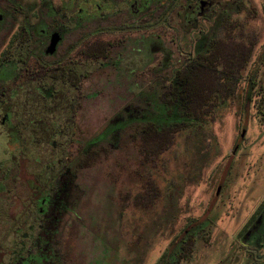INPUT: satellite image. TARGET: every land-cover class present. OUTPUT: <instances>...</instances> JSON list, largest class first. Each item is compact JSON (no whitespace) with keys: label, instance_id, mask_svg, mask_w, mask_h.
Instances as JSON below:
<instances>
[{"label":"rangeland","instance_id":"rangeland-1","mask_svg":"<svg viewBox=\"0 0 264 264\" xmlns=\"http://www.w3.org/2000/svg\"><path fill=\"white\" fill-rule=\"evenodd\" d=\"M207 1L178 34L186 3L155 0L168 21L123 36L103 68L91 63L89 93L71 97L60 120L44 118L54 129L41 131L39 147L26 143L18 166L23 131H0V264H157L187 228L196 240L183 264H264V0ZM222 17L255 37L234 94L143 159L141 126L183 118L178 106L167 112V76L222 35ZM90 150L98 153L92 164L79 165ZM7 202L16 208L7 211Z\"/></svg>","mask_w":264,"mask_h":264},{"label":"flooded vegetation","instance_id":"flooded-vegetation-1","mask_svg":"<svg viewBox=\"0 0 264 264\" xmlns=\"http://www.w3.org/2000/svg\"><path fill=\"white\" fill-rule=\"evenodd\" d=\"M122 1L0 0V131H7L10 126L23 131L20 141L24 153L17 160V166L26 159V143L39 147L41 131L54 129L51 123L46 125L44 118L54 114L56 120H60L58 117L68 108H74L71 97H77L75 94L84 97L89 93L91 63L97 62L103 68L105 61L112 58L113 48L125 41L123 36L137 29L151 31L153 25L161 24V18L169 19V11H165L164 6L156 9L155 0H126L123 5ZM183 1L185 8L179 12L180 19L174 27L178 34L184 33L186 23L194 24L197 16L205 13L209 2L193 0L196 3L193 5L191 0ZM151 8L155 10H146ZM154 18L157 20L153 21ZM224 19L229 20L227 17L220 20L222 35L209 39L204 51L189 55L183 65L167 76L170 79H166L164 99L168 97L171 84L175 83L177 71L200 53H206L212 40L225 35ZM147 40L151 42L148 37ZM100 45L108 47L107 56L91 58V48ZM16 171L17 168L12 177L23 183L24 179L17 177ZM39 175L35 171L33 179L39 181ZM16 206L14 202L5 204L7 211ZM0 211L5 209L0 208ZM11 235L15 238L8 232L5 239ZM4 247H0V262L6 258Z\"/></svg>","mask_w":264,"mask_h":264},{"label":"trees","instance_id":"trees-1","mask_svg":"<svg viewBox=\"0 0 264 264\" xmlns=\"http://www.w3.org/2000/svg\"><path fill=\"white\" fill-rule=\"evenodd\" d=\"M223 26L226 32L222 38L212 40L206 53H200L183 69L177 71L175 83L171 84L168 97L164 99L168 107L167 112L170 113L171 106H178L183 118H177L176 121L160 128H156L151 121L141 126L137 136L140 140L139 150L143 154V159L168 149L173 143L176 132L191 122L200 121L212 115L218 103L224 102L234 94L238 74L250 60L255 37L244 30L239 32L238 22L234 20L224 19ZM236 29H238L237 32H235ZM107 52L108 47L103 45L91 48V58H104ZM249 83L251 88H254L255 77L251 78ZM97 155L96 150L88 151L79 165L92 164L91 161ZM150 190L153 192L152 197L159 196V191L152 183ZM142 195L135 196L136 205L140 203ZM195 227L201 229L199 223ZM193 232V228H187L177 235L170 243L169 252H164L157 264H183L188 260L192 256L196 240Z\"/></svg>","mask_w":264,"mask_h":264}]
</instances>
